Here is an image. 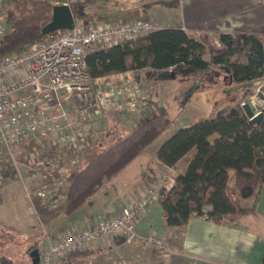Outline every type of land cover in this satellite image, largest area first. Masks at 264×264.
I'll list each match as a JSON object with an SVG mask.
<instances>
[{
	"label": "built area",
	"instance_id": "built-area-1",
	"mask_svg": "<svg viewBox=\"0 0 264 264\" xmlns=\"http://www.w3.org/2000/svg\"><path fill=\"white\" fill-rule=\"evenodd\" d=\"M47 1L70 8L93 0ZM4 2L0 0V45L7 28ZM156 28L145 17L74 23L70 29L51 32L0 58V171H12L33 205L38 202L52 209L64 199L61 191L64 178H69L70 169L74 171L81 166L80 155L97 145L110 119L129 127L161 112V105L139 80L93 81L85 69L87 48L105 49ZM245 104L254 115L264 111L261 86L240 106ZM43 143L50 149L71 150L69 169L58 167L51 158L21 162L22 156L32 157L23 151L25 145ZM46 174H51L50 182L38 184ZM173 184V169L161 166L145 193L132 201L121 202L117 214L110 213L96 224L68 225L56 233L44 232L37 248L38 264H60L72 252L99 248L105 239H121L125 243L164 250V234L155 230L140 234L137 225L160 194L168 192Z\"/></svg>",
	"mask_w": 264,
	"mask_h": 264
},
{
	"label": "trees",
	"instance_id": "trees-1",
	"mask_svg": "<svg viewBox=\"0 0 264 264\" xmlns=\"http://www.w3.org/2000/svg\"><path fill=\"white\" fill-rule=\"evenodd\" d=\"M4 7L7 28L0 58L44 38L41 29L50 21L53 4L47 0H5ZM70 9L74 23L88 16ZM191 32L156 28L105 49L87 48L86 73L99 81L129 72L135 80L143 77L152 83L170 80L181 72L211 76L222 70L236 87L264 79V33L248 29L213 31L210 38ZM155 158L174 171L172 188L155 201L164 213L167 230L183 231L191 217H203L215 224L232 223L255 212L264 186V120L251 125L234 101L218 108L213 118L178 128L156 149ZM33 248H38L37 242L28 247L26 255ZM166 250L147 251L136 243L121 241L111 255L117 264H125L127 256ZM94 251L98 253L91 260L103 262L105 255L100 248H90L70 253L60 264L80 256L89 258ZM129 260L131 264L140 261Z\"/></svg>",
	"mask_w": 264,
	"mask_h": 264
},
{
	"label": "crops",
	"instance_id": "crops-1",
	"mask_svg": "<svg viewBox=\"0 0 264 264\" xmlns=\"http://www.w3.org/2000/svg\"><path fill=\"white\" fill-rule=\"evenodd\" d=\"M153 1L150 2L153 5L158 3L156 0ZM126 2L121 0L122 5L115 9L102 7L95 14H87L83 20L95 23L117 22L145 17L154 22L157 28H183L187 32L190 30L191 33L207 36L213 31L232 33L239 29L264 33L262 0H179V19L170 26L165 24L166 21L150 17L145 7L131 6ZM224 74L226 76L227 72ZM219 76V73L212 74L215 83ZM118 77L121 80L133 78L131 73L127 72L107 79ZM170 80L154 82L160 86L161 91L152 92L153 99L163 106L160 113L169 115L173 113L166 86ZM149 84L155 86L153 83ZM250 85H256L255 90L261 86L264 92V79ZM211 89L208 98L205 99L210 101V104H216L213 108H217L220 100L216 99L215 87ZM224 101L219 104L227 105L223 104L227 103ZM159 114L150 117L132 131L121 133L116 140L113 139L115 133L109 129L96 146L85 150L80 155L82 166L61 187L64 199L52 209L38 208L35 203L33 205L25 187L13 176L12 171L10 169L1 171L0 231L29 234L37 229L40 214L45 222L46 231L50 233L59 232L68 225L83 227L96 224L110 213L117 214L121 202L141 197L151 179L161 169L155 158L157 148L149 158L140 160L150 143L170 126V116ZM186 126L188 125L181 127ZM108 142L110 143L106 147L105 144ZM149 230L164 234L167 250L155 255L148 253L142 256L130 255L124 260L125 264L130 263L129 259L140 260L136 264H264V186L253 214H247L226 224H215L203 217H191L183 231L165 228L164 213L155 202L137 225L140 234H145ZM5 237L6 235L4 238L0 236V264H12L10 255L5 251V248L9 247L11 252V246L6 245ZM116 240H103L99 247L101 253L105 255L103 262L91 260L98 253L94 251L89 258L80 256L77 260H70L69 264H117L115 257L111 255L119 246Z\"/></svg>",
	"mask_w": 264,
	"mask_h": 264
},
{
	"label": "rangeland",
	"instance_id": "rangeland-1",
	"mask_svg": "<svg viewBox=\"0 0 264 264\" xmlns=\"http://www.w3.org/2000/svg\"><path fill=\"white\" fill-rule=\"evenodd\" d=\"M94 1V0H93ZM126 3L132 5H139L140 7H145L146 10L149 12V16L152 18H156L162 21H166L165 24L167 25H173L174 22H176L179 19L180 16V9L178 5L179 0H156L158 1L157 4H151L150 2H154L153 0H125ZM263 5H264V0ZM160 2V3H159ZM151 5H147V4ZM121 0H113L112 2L107 3H99V2H86L83 4H80L78 6L71 5L73 10L78 14H95L98 10H100L102 7L107 9H115L121 6ZM84 20L78 19L77 24H82ZM154 24V22H152ZM155 25V24H154ZM208 37H212V34H209ZM204 59L209 60V57L207 55L203 56ZM225 72V71H224ZM224 72L221 70L219 71V77L216 79L217 82L215 83L212 78V75H202L201 73H195L193 75H186L185 72H181L180 74L177 73L176 77L169 82L167 86V92L169 93V103L173 107H171V110L173 109V113L169 115V113H160L159 115L167 116L169 115L170 120V126L158 137L156 138L145 150L144 154L140 157V160H143L144 158H149L154 150L158 148L166 139H168L178 128H180L183 125H189L193 122H197L202 119H210L215 116V112L218 108H220L219 102H226L223 104H233L234 101L238 102L239 105L242 101L247 100L255 91L256 85H250L245 84L241 86H229V81L226 78ZM120 77L118 78H111L109 81L111 82H119ZM139 81L143 84L145 90H149L151 92L158 93L161 91L160 86L157 83H153L155 85L154 87L149 84V82H146L143 77L139 79ZM212 87H215L217 93H216V99H219L220 101L217 103L218 107L213 108V104H210V101H207L205 98H208L207 96L212 91ZM251 94V95H250ZM250 95V96H248ZM248 96V97H247ZM246 97V99H245ZM157 98V97H156ZM242 99V100H241ZM223 100V101H222ZM225 106V105H224ZM222 107V106H221ZM163 109V106L160 107ZM111 124L109 125L108 129L103 133V135L111 129L114 134V140L120 137V134H125L124 132H130L139 124H130L131 126L127 127L124 123H119L113 119H110ZM145 122V121H144ZM113 128V129H112ZM111 139V138H110ZM111 139V140H113ZM107 144L105 146L107 147ZM104 147V149L106 148ZM70 150V149H69ZM23 151L25 153H29L32 155L31 159L28 157L22 156L21 162H27V161H35V160H44L47 158H51L53 162L58 167H63L66 169H69L68 167V161L72 159V151H66L58 148L50 149L46 143L41 144L40 146H33L31 145H25L23 147ZM82 166V162H81ZM80 166V167H81ZM68 167V168H67ZM79 167V168H80ZM78 168V169H79ZM70 171L69 178H64V183L68 181L78 170ZM160 168H156V170H159ZM34 170H36L34 168ZM33 170V171H34ZM1 172V171H0ZM10 172V171H9ZM233 171L230 170L229 176H232ZM10 174V173H9ZM55 177L58 178V175L55 173H51ZM46 174L42 175L40 181L38 184H48L50 182V175ZM61 177V176H60ZM156 177V176H155ZM154 177V178H155ZM153 179V178H152ZM151 179V181H152ZM232 180L230 179L228 181V187L231 186ZM36 201V200H35ZM38 208H45L44 206L40 205L38 202H35ZM35 205V206H36ZM41 210V209H40ZM44 232H46V225L45 222L42 220V215L40 214L38 219V226L35 231H32L29 234H21V233H12V232H1L0 236L4 238L6 235L4 242L7 246H11V252H9V247L5 248V251L8 255H10V259L13 261L12 264H30V259L27 258L28 255H26V251L28 247L33 245L34 243H38V245L42 242L44 238ZM116 240V239H115ZM116 241L121 242V239H117ZM140 245V244H138ZM144 249L148 250H154L151 248H145L142 245H140ZM165 247H167L165 245ZM34 249V248H33ZM157 251V250H154ZM11 253V254H9ZM1 257V255H0Z\"/></svg>",
	"mask_w": 264,
	"mask_h": 264
},
{
	"label": "water",
	"instance_id": "water-1",
	"mask_svg": "<svg viewBox=\"0 0 264 264\" xmlns=\"http://www.w3.org/2000/svg\"><path fill=\"white\" fill-rule=\"evenodd\" d=\"M74 25V18L71 13V9L65 5H53L50 21L41 29V34L43 36L62 29H70ZM245 116L248 118L251 125H258L262 120H264V111L254 115L251 107L245 104L242 107ZM30 259V264L39 263V252L37 248L32 249L28 253Z\"/></svg>",
	"mask_w": 264,
	"mask_h": 264
}]
</instances>
